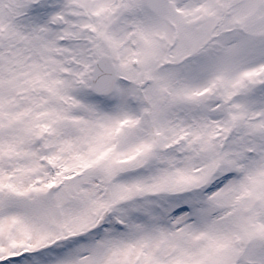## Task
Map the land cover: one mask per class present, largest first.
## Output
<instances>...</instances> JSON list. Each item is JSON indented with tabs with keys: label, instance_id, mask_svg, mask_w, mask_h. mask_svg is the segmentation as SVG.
Returning a JSON list of instances; mask_svg holds the SVG:
<instances>
[{
	"label": "snow or ice",
	"instance_id": "1",
	"mask_svg": "<svg viewBox=\"0 0 264 264\" xmlns=\"http://www.w3.org/2000/svg\"><path fill=\"white\" fill-rule=\"evenodd\" d=\"M0 264H264V0H0Z\"/></svg>",
	"mask_w": 264,
	"mask_h": 264
}]
</instances>
